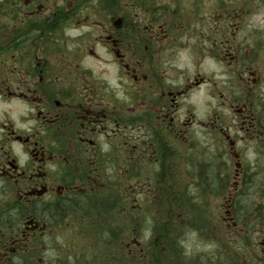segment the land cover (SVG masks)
Segmentation results:
<instances>
[{
    "label": "flooded vegetation",
    "instance_id": "obj_1",
    "mask_svg": "<svg viewBox=\"0 0 264 264\" xmlns=\"http://www.w3.org/2000/svg\"><path fill=\"white\" fill-rule=\"evenodd\" d=\"M220 140L232 187L264 181V0H0V264L105 235L91 264H143V204Z\"/></svg>",
    "mask_w": 264,
    "mask_h": 264
},
{
    "label": "trees",
    "instance_id": "obj_2",
    "mask_svg": "<svg viewBox=\"0 0 264 264\" xmlns=\"http://www.w3.org/2000/svg\"><path fill=\"white\" fill-rule=\"evenodd\" d=\"M227 144L224 140L219 141L217 170L211 167V156L208 153L199 172H188V181L195 183L170 189L162 203L154 200L143 204V212L139 213L138 219V239L151 236L153 252L150 250V255L156 258L157 250L161 254L158 261H163L154 262L144 258L145 264H264V244H256L258 238H264V186H259L264 181L258 172L251 170V179H243L238 187H232L230 182L234 164L226 162L229 157L224 153L229 147ZM216 173L217 182L214 179ZM219 200L229 202V209L226 215L215 219L213 224L211 204L219 203ZM122 227L123 233H127L126 229L130 231L131 219L123 220ZM218 229L225 233L218 236L216 249L195 252L183 249V234L192 231L200 234L201 239L207 236L212 241L216 239ZM101 239L104 244L109 240L107 235ZM35 255V252H21L12 264H38ZM125 257L128 264H134L126 249L123 253ZM48 261L51 264L52 259ZM65 261L62 257L58 259L59 264Z\"/></svg>",
    "mask_w": 264,
    "mask_h": 264
},
{
    "label": "rangeland",
    "instance_id": "obj_3",
    "mask_svg": "<svg viewBox=\"0 0 264 264\" xmlns=\"http://www.w3.org/2000/svg\"><path fill=\"white\" fill-rule=\"evenodd\" d=\"M223 79H224V77L220 76V80H223ZM199 99H200L199 108L201 110V113L205 117V115L208 112V109L210 108L209 104H207L208 98L206 97V94H205V88L200 90ZM232 111L233 110H231V113L234 115L235 110H234V112H232ZM233 115L230 114L229 118L231 116L230 119L233 120V117H235V123H236L237 118L235 115L234 116ZM237 148L238 149H246L242 142L237 144ZM191 192H192V190H191ZM214 203L215 204H211V214H212V217L214 219L213 224L216 221L215 219L220 218V216L226 215V211H227V209H229V202H225V200H222V201L219 200V203H216V202H214ZM146 211H147V209H146ZM224 233H225L224 230H221V231L219 229L216 230V233H215L216 239L211 241L210 238L207 236H204V238L201 239L200 234H194L192 231L191 232L189 231L186 234H183L181 237L182 244H183V246H185V248H183V249L187 252H191L192 250L194 252L200 251V250L207 251L211 248L216 249V247H217L216 241L218 240V236L223 235ZM140 239L142 241V243L140 245V249H142V248L144 249V247H145V251L148 252L147 257H146V258H148V260L150 259L151 261L156 262V261H158V259H161L160 258L161 254H160V252H157V250H155L156 258L155 257L152 258V254L150 255V252L151 251L153 252V250L150 246V242L152 239L151 236H147V237L141 236ZM98 240L100 241V244L94 246L93 242L96 241V238L58 237V249L61 250V252H62L59 254V256L62 258H66V256L68 254L63 253V252H67L68 250L71 252L74 250L75 260H78L80 262L89 261L90 263H93L94 261L100 262L102 258L108 257L110 251H108L109 248L106 247V245L103 243L101 237H99ZM84 241L87 243L86 246H83ZM262 243L264 244V238L263 237L258 238L256 240V244H258V246L259 245L262 246ZM147 249H148V251H147ZM45 255L50 256V255H52V252H47V254H45ZM41 256H42L41 254L39 256L35 255V260L38 262V259ZM124 262H125V260H124ZM158 262H163V261H158ZM143 264H145V261H143Z\"/></svg>",
    "mask_w": 264,
    "mask_h": 264
}]
</instances>
